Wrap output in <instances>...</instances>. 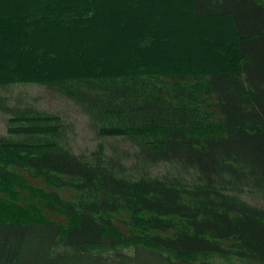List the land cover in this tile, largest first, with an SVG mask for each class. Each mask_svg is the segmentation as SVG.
<instances>
[{
	"label": "trees",
	"instance_id": "obj_1",
	"mask_svg": "<svg viewBox=\"0 0 264 264\" xmlns=\"http://www.w3.org/2000/svg\"><path fill=\"white\" fill-rule=\"evenodd\" d=\"M77 1L46 2L32 18L77 5L76 31L99 33L95 19L110 30L102 14L96 18L95 0ZM147 1L124 0L119 12L97 2L117 27L128 13L135 20L128 56L100 62L80 48L77 59L57 60V49L42 47L51 65L0 78V90L46 87L77 106L98 139L113 140L74 152L72 127L60 116L0 96V187L13 196L24 175L39 179L53 189L44 197L49 211L66 219L0 205V264H264V206L257 203L264 201V0H185L189 19L229 21V56L217 52L220 68L211 61L201 68L187 54L184 65L164 62L159 50L167 45L154 49L155 29L144 24V12L158 21L151 15L160 2ZM27 34L18 23L0 25V64L21 59Z\"/></svg>",
	"mask_w": 264,
	"mask_h": 264
},
{
	"label": "rangeland",
	"instance_id": "obj_2",
	"mask_svg": "<svg viewBox=\"0 0 264 264\" xmlns=\"http://www.w3.org/2000/svg\"><path fill=\"white\" fill-rule=\"evenodd\" d=\"M64 1L65 0H0V25L6 22H14L23 25L28 30L25 43L22 47L21 59L17 60V62L9 61L12 63H6L4 61V63L0 64V78L5 75V73H7V75L11 74L9 71L13 73L23 72V70H21L23 67L32 68L44 62L51 65V62L45 58L49 56V51H44V57L40 56L43 50L42 47L46 48V50L49 49L47 47H50L52 51L53 49H57L55 51L57 60L60 57L67 60L69 58H76V52H78L80 48H83L87 55L92 57L94 55L100 62H114L115 59L121 56H128V40H130V31L132 27H136V24H132L135 20L133 21L132 15L128 13L126 16V26L124 28L120 25L117 27V20L113 17L112 19H110L111 17L107 18L105 16L106 14H104L105 10L102 11L101 6L97 5V2L99 3L100 0H95L96 6L94 5V8H96V18H99L102 14V18L105 21H109L110 27L108 28L110 30L107 29L106 25H104L103 28L101 24L99 26L98 21L95 19L90 25H93L95 28L99 27V33L89 31L80 32L76 31L73 26H71L76 24V27L79 28V25H81L80 22L77 23L78 19L76 17H70L76 12L82 14L77 5L68 13L61 12L62 10H59L57 12L58 14L55 12V16L49 17L50 19L46 17H42V20L39 18H32L35 14L32 9L34 10L36 6L43 8L47 2L48 5L46 6L51 7L54 2L55 6L57 5L56 7H59V4L64 3ZM107 1L109 5L106 9L108 11L119 12L121 10L120 3L124 0ZM131 1L132 6L136 7L138 6L137 1L143 0ZM156 1L160 2L159 6L161 7V11H157L156 14L158 15L155 17L154 15L151 16L160 22H153L149 14L144 12V24L149 26V32L155 29L152 33L158 37L157 41H159V45L156 44L157 41H154V49L159 47L163 42L167 45L163 46L162 50H159L162 52L161 58L164 62L167 64H170V62H179V64L184 65V59L188 58L187 55H192L199 57V66L201 68H203V66H211L209 63L210 61L216 68H220L222 64L225 65V62L218 61L216 54L220 51H224L223 53L225 54L229 52V37L226 34V30L229 27L227 18L221 17L211 20L198 19L195 21L194 19H189L186 14L187 1L184 0L182 3H178L175 0H150L151 3H156ZM148 2L149 1L146 3ZM75 3L78 4L80 2L75 0ZM102 3H104V0ZM144 7L145 6L141 8L144 9ZM26 11L31 12L30 14H25ZM61 25H63L64 29H61ZM165 25H167V29ZM169 36L176 40V44H168L167 41H165ZM145 39V36L140 37L135 40L134 44L138 47H142ZM169 40L171 41V39ZM184 40H187L190 44H186ZM152 41L153 39L151 43ZM51 67L55 69L57 65L55 66L52 64ZM62 67L65 68V66H61L59 68L57 67L56 70H61ZM65 72L62 71L61 74ZM0 96L6 97L11 104H15L18 100H21L22 102L37 107L47 114L60 116L65 121V124L72 127L73 132L69 134L68 139L74 152L87 153L100 143L107 147L108 144L113 142L111 139H98L88 127L87 117L84 113L72 102L60 95L52 93L46 89V87L34 84L15 85L8 90H0ZM5 121L6 116L0 112V135H5L6 133ZM21 180H24V184L16 188L14 187L16 193L12 194L13 196L6 194V190H2L0 187V205L6 206L12 210L15 208L22 214H29L30 218L40 217L55 223L65 222L66 219L62 215L50 212L46 206V199L44 197H46L47 193L53 191L52 187L39 179H32L26 175H24ZM69 195V191H63L64 197H68ZM257 203L264 206V201H259Z\"/></svg>",
	"mask_w": 264,
	"mask_h": 264
}]
</instances>
